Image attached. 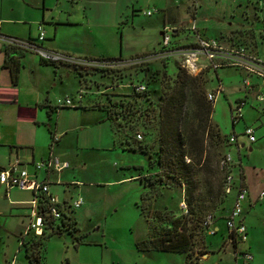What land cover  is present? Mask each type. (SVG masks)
<instances>
[{
  "label": "rangeland",
  "instance_id": "1",
  "mask_svg": "<svg viewBox=\"0 0 264 264\" xmlns=\"http://www.w3.org/2000/svg\"><path fill=\"white\" fill-rule=\"evenodd\" d=\"M136 1L135 11L132 12L131 7L124 11L123 23L119 24L120 27L123 26V44L129 42L134 51L139 48L140 42L154 43L159 35L157 15L146 17L141 14L147 8H152L155 0ZM173 2L174 10L172 9L170 25L184 22L189 26L190 13L195 17L194 9L199 2L195 21L199 32L245 45L247 49H251L254 54L264 59V0H173ZM190 4L191 7L187 10L186 6ZM191 37L190 32L186 31L173 38L185 43L190 42ZM167 64L162 67L161 63H154L143 69L144 81L148 83L146 100L136 99L133 95L130 83L138 81L133 74L135 71L124 70L118 74L110 73L106 77L93 72L95 82L92 84L101 90L105 88L108 92L104 94L112 95L110 101H135L148 107L151 116L155 117L159 89L161 87V93L167 91L162 86L172 85L176 70L173 63ZM97 75L105 78H99ZM200 75L207 92L217 89L218 85L223 89L213 102L211 121L224 139L230 134H235L238 144L243 145L239 148L241 166L247 175L250 192L257 195L263 189L261 186H264V102L254 100L255 96L247 97L248 91L242 84L245 75L240 70L230 67L219 68L216 71L208 69L202 71ZM119 77L122 78L121 82H118ZM84 82L86 83L85 79ZM109 86H114L110 92ZM238 100L245 101L242 107L243 118L233 125L230 110ZM156 125L154 119L151 131L146 134L145 142L141 145L130 143L131 147L146 148L148 157L139 150L127 151L118 144L115 145L113 133L109 131L108 126L92 127L82 133L81 138L86 135L94 136L98 143L96 147L82 155L83 161L74 157L73 174L80 184L76 183V188L68 187L72 196L69 197L67 191H63L66 190L65 185L59 186V191L67 194L68 200L71 201L77 195L83 199V205L72 211V215L76 216L77 231L61 230L59 234L45 237L43 243L46 264H67L66 261L71 264H184L185 254L159 251L141 253L135 247L138 241L150 238L155 233L169 231L170 223L175 218H182L185 215L189 225L191 220L183 199V185L161 173L155 164L158 149ZM244 126L253 129L254 142L249 143L247 137L243 135ZM120 139H124L123 133ZM122 147L126 146L123 144ZM226 150L235 161H238L235 144L224 147V141L221 142L218 152L221 154ZM148 159L153 161L151 166L148 165ZM218 159L198 170L195 178V199L203 215L212 213L215 219L219 220L227 213L231 197L227 199L222 192V174L217 166ZM133 167L138 168L135 170L137 173L135 180L125 179L135 173ZM143 191L145 194L140 199ZM242 216L248 231L245 242L235 243L233 250L230 245H234L232 242L222 244L221 234L206 236L204 229L198 226L195 228V237L188 258L194 262L197 260L196 264H264V196L250 206L245 203ZM47 233L48 229L45 235ZM75 237L79 238V242ZM11 239H13V245L10 244L11 258L17 256L24 260L23 248L18 250V240ZM247 250L252 260L245 262L238 253Z\"/></svg>",
  "mask_w": 264,
  "mask_h": 264
},
{
  "label": "crops",
  "instance_id": "2",
  "mask_svg": "<svg viewBox=\"0 0 264 264\" xmlns=\"http://www.w3.org/2000/svg\"><path fill=\"white\" fill-rule=\"evenodd\" d=\"M136 3V0H0V169L18 159L29 174L36 173L38 179L48 183L49 192L59 201L69 203L67 194L69 197L72 195L68 187L76 188V183L80 184L73 174L74 157L81 160L82 155L98 143L94 136L86 135L82 140V133L96 126H108L112 132L104 109L106 97L103 94L107 90L98 89L92 84L95 82L94 74H84L82 78L78 74L80 70L74 67L45 64L33 54L21 53L16 80L13 82L9 68L4 66L3 38L34 39L40 27L44 35L42 46L45 48L94 59L130 57L158 46L161 27L163 24L172 23L171 13L174 10L173 0H155L152 8L149 7L141 13L146 16L144 12L147 10L158 11L151 16L157 15L159 35L154 43L140 42L139 48L134 51L129 42L123 44V26L120 27L119 24L123 23L124 11L131 7L134 12ZM189 7L191 4L186 9ZM197 7L199 8V2L194 9L195 17L189 12L191 18L188 22L196 21ZM219 40L238 44L225 39ZM240 72L245 75L243 71ZM248 79L251 90L247 97H254L262 92L264 94V83L261 79L253 75L248 76ZM113 87L109 86V92ZM77 94L81 97L78 98ZM65 98L71 99L72 105L57 106V101ZM235 147L238 153V169L243 172L248 188L245 203L250 206L261 200L258 196L264 192V186H261L263 189L257 195L250 192L239 155V148L243 145L238 144V138ZM50 157L66 161L69 167L59 173L35 172L33 164ZM133 170L135 171L134 168ZM136 174L135 171L125 179L135 180ZM61 185L66 186L63 191H67V194L59 191ZM31 199L30 191L6 189L0 185V264H8L10 261L13 264H28L25 255L24 260L17 256L11 258L10 244L13 245L11 238L19 241L22 237L29 219ZM71 216L77 225L76 216ZM211 228L215 231L214 234H221L222 244H230L224 219H214ZM206 233V236L214 235L207 231ZM24 240L27 241V237ZM230 245L234 250L235 244ZM247 252L249 253L248 250ZM42 255L41 264H46L45 246Z\"/></svg>",
  "mask_w": 264,
  "mask_h": 264
},
{
  "label": "built area",
  "instance_id": "3",
  "mask_svg": "<svg viewBox=\"0 0 264 264\" xmlns=\"http://www.w3.org/2000/svg\"><path fill=\"white\" fill-rule=\"evenodd\" d=\"M156 12L158 11L150 9L145 11L144 14L151 16ZM188 24L189 26L185 25L184 22L175 25L163 24L160 32V41L156 48L125 58L94 59L45 48L42 46L44 35L40 27H38V32L34 39L5 37L3 38V45L13 47L22 53L33 54L44 63L68 65L87 72L104 71L118 74L124 70H131V72L140 71L154 63H175L180 69L191 75H196L208 69L213 71L225 67L239 69L246 75L242 80V84L247 91L251 90L247 79L250 75L261 79L264 83L263 58L252 53L243 45L226 43L217 38L203 36L199 33L194 20L189 21ZM186 31L190 32L192 36L190 42L182 43L179 39H174ZM130 85L132 91L136 93L146 90V85L139 81H136V83L132 82ZM221 89V86L218 85L217 89L207 92V100L213 103L217 94L221 93ZM77 96L78 98L81 97L80 94H77ZM255 99L258 102H264V94L257 93ZM70 105H72V102L69 98L57 101V106ZM244 105V100H238L231 107L230 111L235 123L242 118V107ZM243 135L247 137L249 143L255 141L254 131L251 127L246 126L243 130ZM142 138V133L139 130L134 132L135 141L140 142ZM236 141L237 136L235 134L228 135V146L236 144ZM33 166L35 172L59 173L67 169L69 164L56 157H50L34 163ZM238 167L239 162L233 159L228 150L221 155L218 161V168L223 173V191L231 197L230 208L225 218V226L229 241L236 244L247 240V229L242 213L244 203L248 197V188L244 180L239 176L240 170ZM0 185L6 189L32 192L29 219L22 237L18 241L19 248L24 244H28L34 235L40 236L42 234L44 221L48 219L57 221L62 217L63 213L70 215L72 211L78 209L83 203L79 196L72 199L69 203L59 201L49 192L48 183L45 180L38 179L36 173L29 174L26 167L18 159H14L6 168L0 169ZM262 196L263 193H260L258 198ZM41 197L45 199L43 202L45 210L41 211L44 214V218L39 213ZM213 221L214 218L211 214H207L203 218L202 226L209 234L215 233L211 228ZM60 229H63V227L60 226ZM25 237L30 239L25 241ZM238 254L242 255L245 262L252 259L248 252ZM196 261L194 262L193 259H190V264H196ZM8 264H13V261Z\"/></svg>",
  "mask_w": 264,
  "mask_h": 264
},
{
  "label": "trees",
  "instance_id": "4",
  "mask_svg": "<svg viewBox=\"0 0 264 264\" xmlns=\"http://www.w3.org/2000/svg\"><path fill=\"white\" fill-rule=\"evenodd\" d=\"M5 55L4 66L10 70L12 81L15 82L18 72V58L21 51L3 45ZM44 63V62H43ZM50 64V63H45ZM167 63H161L164 67ZM54 65V64H50ZM168 65V64H167ZM175 70L172 85L164 84L162 87L166 88L165 93H161L159 89V103L156 105V115L151 116L150 110L146 106L135 103V101H110L108 94H103L106 97L104 109L106 111V119L110 123L113 133V142L118 144L123 150L136 151L144 153L148 157L146 148L131 147L130 143L141 145L145 142V136L150 133L153 120L156 119V139H157V153L156 161L159 171L166 174L170 178L176 180L183 185V199L187 208V213L190 214V225L186 221L185 215L182 218H175L170 224L171 228L165 233H155L152 237L143 239L135 243L138 252H169V253H182L186 255L184 264H190V249L195 237V228L198 226L206 230L202 226L203 211L196 203V175L198 170L202 167H207L214 160L219 159L223 153L218 152L219 144L224 141V147L227 145V137L224 139L216 128V125L211 121V113L213 103L209 102L206 98L207 91L204 88V80L201 73L190 75L183 69H180L173 63ZM99 73L108 76L110 73L104 71H78V74L83 78L84 74ZM144 70L135 71L133 74L138 78L139 82L146 85V90L141 93L134 92L133 95L136 99H147V81H144ZM204 72V71H203ZM113 74V73H111ZM101 75V76H102ZM120 75V74H119ZM118 75V76H119ZM114 76V75H112ZM122 78H118L121 82ZM120 84V83H119ZM161 85V83H160ZM125 96V95H122ZM235 122L233 121V125ZM139 130L142 133V140L135 141L134 132ZM124 139H120L122 135ZM126 147H122V145ZM188 159V162L186 160ZM217 160V166L218 161ZM152 160L148 159V165L151 166ZM135 170L138 168L133 167ZM219 169V168H218ZM220 171V170H219ZM221 172V171H220ZM222 174V192L226 198H230L223 191V173ZM239 176L244 180L243 172L240 170ZM145 192H141L140 199L143 198ZM45 199L40 198L39 213L44 218L41 211L45 210L43 202ZM140 213L141 210L136 204ZM230 204L227 210L229 211ZM227 213L222 217L225 220ZM211 214L212 213H208ZM203 215V217H202ZM215 219L214 215H212ZM60 226L63 229H60ZM49 233L45 235V231ZM61 230H74L77 231L75 221L71 214H62V217L55 221L48 219L44 221V227L40 236L34 235L28 244L22 246L24 255L28 264H41L42 254L44 249L45 237L59 234ZM79 242V238L75 237ZM235 244V243H233Z\"/></svg>",
  "mask_w": 264,
  "mask_h": 264
}]
</instances>
